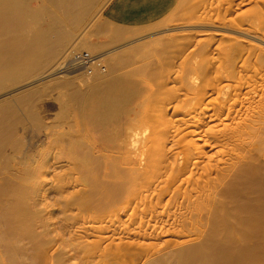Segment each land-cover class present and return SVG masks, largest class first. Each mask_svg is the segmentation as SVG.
<instances>
[{"label": "bare ground", "instance_id": "bare-ground-1", "mask_svg": "<svg viewBox=\"0 0 264 264\" xmlns=\"http://www.w3.org/2000/svg\"><path fill=\"white\" fill-rule=\"evenodd\" d=\"M108 1L0 0V38L5 36L0 41V84L56 65L53 84L17 100L34 116L35 103L43 96H64L59 119L65 125L62 133L68 134L63 148L51 149L35 165L34 157L16 155L21 145L14 137L17 111L13 104L0 103V264H65V250L54 253L62 244L72 247L70 259L89 253L80 254L83 264H106L99 257L113 254L112 249L121 261L115 255L116 262L108 264H264V169L257 164L259 157L246 159L236 171V182L226 184L215 200L216 174L230 162L209 155L229 144L239 146L235 140L245 132L261 135L257 143L261 141L264 153V46L237 36L222 38L219 50V45L211 46L215 62L209 70L230 83L209 89L204 98L191 102L193 107L187 108L193 94L202 92L194 73L204 64L194 66V55L200 57L196 53L188 69L191 81L182 77L192 83L183 97L177 91L165 101L140 99L147 93L139 78L145 69L136 64L152 45L93 56L92 70L63 69L74 51L92 53L99 46L85 35L74 46L71 42ZM221 1L213 2L212 22L264 43V0ZM40 20L48 24L47 30L36 27ZM107 22L92 31L112 42L124 37V28ZM33 27L29 35L23 34ZM203 52L201 57L209 56ZM182 145L197 152L196 161L180 159ZM161 163L169 171L157 167ZM175 163L183 171L176 173ZM149 173L157 177L153 180ZM161 182L166 188H159ZM52 192L60 194L57 199L50 197ZM181 239L198 241L163 252L171 240ZM158 246L159 253L153 251L157 255L146 253Z\"/></svg>", "mask_w": 264, "mask_h": 264}, {"label": "rangeland", "instance_id": "rangeland-1", "mask_svg": "<svg viewBox=\"0 0 264 264\" xmlns=\"http://www.w3.org/2000/svg\"><path fill=\"white\" fill-rule=\"evenodd\" d=\"M115 1L116 0H109L105 5L101 6V8L98 10L97 14H95L92 17V21H89L88 25L86 24L87 26H85L84 29H82V31L76 36V38L71 42V44H73V46H74L77 43L76 40L77 39L79 40V37L81 38L83 35H85L86 37L91 39L93 41V43H95L96 45L98 44L100 46V47L96 46L97 49L95 48V52L92 50L94 53L90 52V55L95 56L96 58L100 57L99 54H104V53H110L111 54V52H112V54H113L112 56H114L115 53L116 54H124V53H127V51L131 52L134 49V46L136 48V46L139 47L142 45L143 46L152 45L151 46L152 49L150 50V53L152 52L151 55H150V53L149 54L147 53L148 55L147 56L145 55L143 60H141L142 59L141 58L140 61L136 64V66H142L145 69V75L140 76L139 78L145 84V86L147 88V93L145 95H143L142 97H140V99L147 97V98H149L153 101H157V102L162 101L163 99H164L163 101H165L168 98H171L174 93H177V91H178V93H181V96H182L184 94V92L186 91V89H189L188 87H191L190 84H192V83H190L191 79L189 78V76L191 77L192 74L188 71V69L190 66L189 64L191 63V65L193 66V64L195 62L194 59H196V61L197 60L198 61L195 62V64H194L195 67H196V65L198 66V64L203 63V61H204V64L203 65L201 64L202 67H201V65H199L200 66V67H198V68H200V69H198L199 71L197 70L196 73H194V77H197L198 82L200 83V86H201L200 92L201 91L202 92L197 93L195 95L193 94V98L195 100L192 99L189 103L190 106H187V108L193 107L194 104H192L191 102L192 101H193V103L197 102V100L199 98L201 99L202 96H203L202 98H204L205 93L209 94V89L216 88L218 85H219V87H222L224 85H229V83H230L229 81H227V79L223 80L221 75L218 76V73H220V72L215 73L213 71V69H211L212 71L209 70V68H210L209 63L212 64V62H215L214 61L215 59L212 60V56L209 55V51L212 48L211 46L214 45L213 48H217L219 45V47H218V50H219L220 44L226 39V37L231 38V36L232 37L237 36L238 38L240 37L241 40L243 39L245 43L247 41L248 42L250 41L252 44H257L261 47L264 46V43H262V41H260L259 39H256V38H252V37L250 38V36H248V35L246 36V33H244L242 30H240L239 32L231 31L229 27H225V25L223 26L222 24L220 26H218V24H220V23L215 24L214 22H212V19L210 20L212 12H213V14L215 13V10H213L214 8L216 9L215 5L217 4L218 1H221V0H218V1L217 0H176L175 5L173 7V10L169 14H167L166 16L158 18V20H155L152 23L145 24V25L139 26L137 28H131V27L126 28L125 27L124 29H125L126 33H125L124 37L119 39V40H116V41L114 40L115 42L114 41L112 42L108 36L101 35L97 32L94 33V31H92V30L96 29L95 26L103 25L102 24L103 22L106 24L107 21L105 20V18L107 16L109 9L111 8L112 4ZM213 2H215L214 3L215 5L213 4ZM221 2L219 4H221ZM211 5H214L213 8ZM33 6H35V3L33 4ZM209 15H210V17H209ZM40 21L42 23L43 20H40ZM37 23H39V24H37ZM37 23H36V27H38L39 25L40 26L43 25V28L45 30H47L49 28V26L46 22H44V24L43 23L40 24V22L38 21ZM111 24L115 26V24H113V23H111ZM116 26L119 27L118 25H116ZM34 27H33V29L31 28V30H29V28L25 29L23 34L26 33V35H29V33H31L32 30H34L36 28V27L35 28ZM129 30H137V31L139 30V33L133 34L132 31H129ZM89 32H90V34H89ZM91 34H92V36H90ZM4 38H5V36L1 37L0 41ZM222 38H224V40H221ZM210 41H212L213 43ZM220 41H221V43H220ZM96 42H98V43H96ZM106 42H110V43H106ZM102 43H105L106 45L104 44L105 46H103ZM101 45L103 47H101ZM215 46H217V47H215ZM82 50L88 52L86 49H82ZM200 50L205 51L206 53L203 52V54H205L207 56L209 55L208 57L211 56V59L208 57H205L204 55H202V56H204L205 58H208L207 60L204 57H201ZM211 52H212V50H211ZM221 52H223V51H221ZM195 53L197 55L199 54L200 57L202 59L204 58L205 60L203 59V60H201L202 61L201 62L199 59L200 57L197 56L198 57L197 58L196 55H194ZM67 54L68 53H66L61 60H63ZM192 56L194 57V59L192 58L193 62L190 61ZM198 62H200V63H198ZM217 65L219 66V63H217ZM133 66L134 65H130L127 69L130 70L131 68H133ZM192 66H190V67H192ZM210 66H212V65H210ZM39 68L37 69L38 71L37 70L34 71L32 73V75L20 76V77H18L19 80H17L18 79L17 78L14 81H12V80L10 81L9 79H5L0 84V103H4V104L9 103V105L13 104V106L15 107V111H17L14 113V116H13L15 119L18 118V119H16L18 121H15V125H16L15 126V132L17 135L14 134V137L16 136L15 138L17 140V144L19 143L18 137H19V140L21 139L20 140L21 145H19V146L17 145V147H19L20 150L16 153V155L18 154L19 156L20 155L23 156L26 154L27 156H30L31 158L34 157V158H32V160H33V163L35 165L40 164L41 161H43L42 158L47 157V155H49L51 149H54L57 147L59 149L63 148L64 142L62 141V139L68 138V134L62 133L65 125L63 123H62L63 124L62 125L61 124L62 121H60L61 118L59 119V117H60L59 116L60 106L63 103V101L65 100L64 96L60 97L58 93H56V92L52 93L51 92L48 96L46 95L47 97L43 96L41 99H39L35 103L36 107L34 106V116L36 117L37 114L39 115L36 117V118H39V120H40L39 123L37 122L38 119L36 121V118L34 116H32L31 113L29 112L28 106L23 104V103H20V101L17 100L20 96H22L26 93H29L32 90H36L39 87L42 88L45 85L47 86V84L51 85L56 81V79H55L56 78L55 77L56 76L55 75L56 65H54V64L47 65L46 64V65L42 66V68L41 67H39ZM60 69H61V67H60ZM185 71H186V73H184ZM188 74H189V76H188ZM186 75H187L188 79H190V81L188 83L185 80ZM183 76L185 78H182ZM215 78H216V80H215ZM219 78H222L221 80H223V81L221 82ZM228 80H229V78H228ZM187 85H188V87H187ZM230 89H231V87L229 88V90ZM191 97H192V95H191ZM15 101L17 104L16 106H15ZM35 113H36V115H35ZM34 118H35V120H33ZM57 120L60 122H58ZM247 134H249V133L245 132L244 135L240 134L239 137L237 136L238 139H236V137H235L236 140L235 139L234 140H235V142H238L237 144L239 146L229 144L228 147H223L221 150H218V151L214 150L213 152H211L209 154L211 156L212 155L214 156L213 159H215V158H223L224 159L225 158V159L229 160L228 162H230V163L224 164V166H222L223 171L221 170L222 172H219L220 175H218L219 173L216 174V176H217L216 178L218 179V182H216V185L218 187L215 186L216 191L214 190L216 192V193L214 192V194L217 195V198L215 200H217L219 198V194H217V193H220L224 187H227V185L229 186L232 182H236L235 178L238 179V177H236V174H238L236 171H239L240 168L243 167V164L244 165L246 164L247 160L250 161L249 160L250 156L253 158V156H256V154H257V157H259L257 164L259 163V165H261V167H260L261 171L264 169L263 168L264 167V153L262 152V144H261V141H260V143H257V141L260 139L261 135L258 133H255V136H252L253 134H251V135H247ZM241 139L244 140L243 141L244 143L242 142ZM164 141H166V140H164ZM240 143H242V144H240ZM233 147L234 148L236 147V148L234 149ZM238 147H240V148H238ZM233 149L234 150L237 149L236 152L238 150H242V151H238V152H240V155L238 153L236 155V152L233 154V152H234ZM26 151H28L27 152L28 154L25 153ZM179 151L181 153L180 159L182 161H184V163H187L189 161H192V162L196 161L195 153L197 154V152L192 150L191 148H189L185 145H182L181 148L179 149ZM227 151H228V153H227ZM8 152L10 154L12 152H13V154L15 153L14 151L11 150V148H8ZM20 152H22V153H20ZM23 152H24V154H23ZM219 153H221V154H219ZM230 153L233 155H231ZM29 154H31L32 156ZM218 154L220 155V157ZM235 155L239 156V158L236 157ZM216 156H218V157H216ZM226 156H228V157H226ZM231 156H233V158ZM244 157H246L245 160L244 159L241 160V158H244ZM17 159H18L17 161L13 160L11 164L15 165L19 161V158H17ZM235 159H236V161H235ZM254 159H257V158L254 157ZM254 159H252V160H254ZM199 161H201V159ZM206 161H209V157L208 158L206 157ZM163 162H165V160ZM167 162H168L169 169H170V166H171L170 162L169 161H167ZM167 162H166V164L165 163L164 164L167 165ZM143 163H144V161H143ZM64 164H65V162H64ZM161 164H159L157 167L160 166L161 168L166 169L165 170L166 172L169 171L168 167H167L168 165L165 167L164 164H162V165ZM229 164L230 165L233 164V165L230 167ZM241 164H242V166H241ZM174 166H176L175 167L176 173H179V171L182 170V169L179 170L180 169L179 163H175ZM157 167L151 168V169H157ZM177 168H179V169H177ZM229 169H230V171H229ZM59 171H62L61 168L59 169ZM1 173L3 174V173H5V171H3ZM62 174H64V172ZM170 174L171 173H168V175H170ZM150 176H151V174L148 177L152 178V179H153V177H154V179L157 177L154 174H152L153 177L152 176L150 177ZM163 179H164L163 183L166 182L168 185L169 181L167 182V181H165V178H163ZM166 180H167V178H166ZM228 181H229V183H227ZM163 183H162V185H159V188H163V189L166 188V186H165L166 183L165 184H163ZM163 185H164V187H163ZM160 186H162V187H160ZM263 191H260L261 193L259 192L261 194L260 196H262L260 198H263V195H264ZM58 195H60V194L55 193V192L50 193V197L53 200L55 199V197L57 199ZM63 195L68 196L67 193H64ZM63 195L59 196V199H60V197H63ZM263 200H264V198L261 199L262 202H264ZM50 209H51V207H50ZM52 209L54 212L53 213L54 216L57 217L58 212L55 213V210H54V209H56V207L55 208L52 207ZM201 235L203 238V234H201ZM196 237L197 236H194L193 239ZM263 240H264V237H263ZM196 241H198V240L195 239L192 241H186V239H181V240H177V242L175 243L173 240H171V242L168 243L167 248L163 252H165L166 250H173V249L179 248L181 246L188 245L190 243H194ZM263 243H264V241H263ZM63 245L64 244H62L61 247H60V245H56L57 249L54 253H56L57 250L60 251V250L64 249L65 253L66 254L68 253L67 255L65 254V258L68 260V261L66 260L65 264H83L82 263V256H84V255L88 256L89 255V253H80L81 255L83 254L82 256L79 254L81 256V258H79L80 256L78 255L79 257L75 256L76 259H74V258L70 259L69 256L74 251L73 250L70 251V249H72V247L68 248L66 245L63 247ZM57 246H59L60 249ZM159 249H160L159 246H158V248L154 247L153 249L148 250L146 253L157 255L159 253L158 252ZM112 250L113 251H111V252H113V254L115 253L114 255L110 254V252H109V255H107V256L102 255L101 257H99L98 261H100L101 263L104 262V263L108 264V263L113 262V260L115 258L119 259V258H117L119 255L116 252H114V249H112ZM69 251L71 253H69ZM153 251L156 252L157 254L154 253ZM115 255H116V257H115ZM116 259L114 260L115 262H116ZM119 260L121 261V259H119ZM95 263H92V264H95ZM124 264H129V262L124 263Z\"/></svg>", "mask_w": 264, "mask_h": 264}, {"label": "crops", "instance_id": "crops-1", "mask_svg": "<svg viewBox=\"0 0 264 264\" xmlns=\"http://www.w3.org/2000/svg\"><path fill=\"white\" fill-rule=\"evenodd\" d=\"M176 0H116L105 20L119 27L137 28L169 14ZM134 31V30H133Z\"/></svg>", "mask_w": 264, "mask_h": 264}, {"label": "built area", "instance_id": "built-area-1", "mask_svg": "<svg viewBox=\"0 0 264 264\" xmlns=\"http://www.w3.org/2000/svg\"><path fill=\"white\" fill-rule=\"evenodd\" d=\"M94 62L93 56L86 51H74L70 54L66 63L64 64L63 69L65 71H74V70H92V63Z\"/></svg>", "mask_w": 264, "mask_h": 264}]
</instances>
